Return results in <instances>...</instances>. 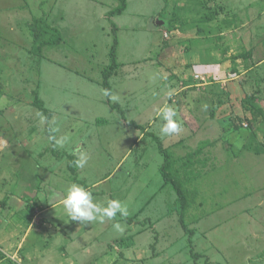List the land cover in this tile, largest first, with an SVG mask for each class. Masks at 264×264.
<instances>
[{
	"label": "rangeland",
	"instance_id": "rangeland-1",
	"mask_svg": "<svg viewBox=\"0 0 264 264\" xmlns=\"http://www.w3.org/2000/svg\"><path fill=\"white\" fill-rule=\"evenodd\" d=\"M120 6L0 0V264H264V0H127L114 15ZM53 40L57 46L36 53ZM115 44L120 68L108 83L119 99L109 101ZM184 54L200 66L184 70ZM214 63L224 64L221 83L188 75ZM173 73L188 75L200 106L182 97L179 81H164ZM166 104L178 113L179 135L160 134ZM50 135L70 142L56 147ZM156 138L193 172L180 173L195 199L186 218L193 235L163 180ZM78 147L89 156L83 169L73 160ZM72 183L101 206L119 199L129 215L71 221L48 195Z\"/></svg>",
	"mask_w": 264,
	"mask_h": 264
},
{
	"label": "clouds",
	"instance_id": "clouds-1",
	"mask_svg": "<svg viewBox=\"0 0 264 264\" xmlns=\"http://www.w3.org/2000/svg\"><path fill=\"white\" fill-rule=\"evenodd\" d=\"M173 91L174 90L168 92L169 97H171ZM104 95L112 101H118L119 99L118 95L113 94L107 89L104 90ZM205 108H207V105H205ZM38 115L42 121L48 119L43 116V114ZM158 116L163 121L160 126V134L162 136H176L184 131L183 125L179 121L178 113L174 107L166 104L159 109ZM55 123V118L49 121L50 131H53L52 125ZM49 140L54 146L64 148L70 142V136L64 135L57 138L56 135H50ZM73 155L77 157L74 161L77 168L83 169L87 166L89 156L85 151L78 147L73 151ZM48 203L52 206L62 204L71 221H78L84 224L92 222L103 224L106 219L113 220L118 214L122 218H126L129 215L127 205L119 199L109 200L107 206H101L95 202V198L88 189L77 183H72L68 186L66 192H58L54 189L51 190L48 195ZM113 228L118 232L124 231L119 222L114 223Z\"/></svg>",
	"mask_w": 264,
	"mask_h": 264
},
{
	"label": "trees",
	"instance_id": "trees-1",
	"mask_svg": "<svg viewBox=\"0 0 264 264\" xmlns=\"http://www.w3.org/2000/svg\"><path fill=\"white\" fill-rule=\"evenodd\" d=\"M127 8V0H121V6L118 7L115 11H114V15H117L119 13H121L122 11H125ZM31 30V33L33 35V38L35 40H38V38L41 37V34H42V30L39 29V27H31L30 28ZM58 40H53V41H43L41 42V44L38 46L37 48V51L36 53L39 54L40 56L43 55V50L45 48H48V47H53V46H57L58 43ZM251 53H247V54H244V55H241V57L245 58V59H248V57H250ZM117 44H115L112 48V52H111V58H112V65L110 66V68H108V70L105 72V83H104V87L111 91V87H110V84L108 83V79H109V76L112 74V72L114 70H118L120 68V63L118 62V58H117ZM250 100V99H249ZM109 101H111L109 99ZM247 102V98L244 99V102ZM250 102V101H249ZM247 102V103H249ZM247 103H244V109L245 110H251L253 112H255L254 108L251 107L250 105H247ZM249 104H252L251 102ZM44 102L41 101V100H37L36 101V106L44 111V112H48L47 110L48 109H45V106H44ZM114 108L116 109H119L118 106L116 104L113 105ZM156 140H158L159 142V145H161V141L159 138H156ZM160 150L162 152V154L164 155L165 157V161H164V164L163 166L161 167V172H162V176H163V180L164 182H166L167 184H172L174 189L176 190L177 194H178V200L176 201L175 203V211H176V214L178 215L179 217V221L183 227V229L186 231V233H189V235H193V231L191 229H189L188 227V224L186 222V218H187V213L188 211L192 208V205L193 203L195 202V199H194V195L192 194H189V192L186 190V186H187V181L186 180H183L182 176H180L181 172H186L187 174L186 175H189V174H193V172H189L187 171L189 169V166L186 167L185 165H177L178 164V161L175 160L174 156H172L168 150L164 149L162 147V145L160 146ZM198 154L199 156V152H197L195 155H192V156H196ZM191 156V155H190ZM260 156V155H259ZM74 158V157H73ZM76 157L73 159L75 160ZM181 169V171L179 172V170ZM72 172L74 174H76V170L75 169H72ZM120 240V239H118ZM118 243H120V241H118ZM190 246L193 247L194 246V242H191L190 243ZM127 248V247H126ZM128 248H131V245L128 246ZM191 253L193 254L194 258H196V260L200 259V255H198L197 253L194 252V250L192 249L191 250ZM195 253V254H194Z\"/></svg>",
	"mask_w": 264,
	"mask_h": 264
},
{
	"label": "crops",
	"instance_id": "crops-1",
	"mask_svg": "<svg viewBox=\"0 0 264 264\" xmlns=\"http://www.w3.org/2000/svg\"><path fill=\"white\" fill-rule=\"evenodd\" d=\"M186 57H183L184 58V62H186L185 64H187L188 63V66L186 65V67H185V69L184 70H187V69H191V68H193L194 66H200V65H197L196 64V62L195 61H193V59L191 58L190 59V57L188 56V55H186V54H184ZM224 64H217V63H214V64H206V65H204L205 66V68L202 70V71H200V72H192L191 74H188L189 76H190V78L192 79V76L193 77H195V75H199V76H201L202 78H206V79H208V82L210 81V79L212 78V79H214L215 81H211L210 83H221L220 81H219V79L216 77V75H218V74H216V70H218L219 68H222V66H223ZM202 66V65H201ZM167 69V72H172V70L170 69V67H169V70H168V67L166 68ZM228 69V68H227ZM173 74H175V73H173ZM187 74H183V73H181V75H180V77L178 76V78H177V80H176V74L174 75V76H172L171 74L170 75H168V77H166L165 78V82H167L168 80H170V79H172V81H174V82H171V80H170V82L171 83H173V84H175V83H177L178 81V83H179V85L180 84H182L183 85V88H184V90H187L186 92L187 93H185L184 95H182V97H184V98H186V99H193V100H196L197 101V98L198 97H195L194 95H192V94H190L188 91V89H186V88H189V86H186V84H187V81H186V78H187V76H188ZM184 82H183V81ZM193 80V79H192ZM190 81V79L188 80V82ZM217 81V82H216ZM214 85V84H213ZM213 90V89H212ZM195 94H198L197 92H195ZM198 100H201V99H198ZM183 102H185V101H183ZM227 104H228V101H227ZM200 106V103H198V101L195 103V106ZM186 106H187V103H186ZM188 107V106H187ZM225 108L226 107H228V105H226V106H224ZM222 108V107H221ZM190 109H188L187 111H189ZM220 110V109H219ZM227 109H225V111H226ZM190 113V112H189ZM212 117H216V112H215V110H213V112H212ZM213 119H215V118H213Z\"/></svg>",
	"mask_w": 264,
	"mask_h": 264
},
{
	"label": "water",
	"instance_id": "water-1",
	"mask_svg": "<svg viewBox=\"0 0 264 264\" xmlns=\"http://www.w3.org/2000/svg\"><path fill=\"white\" fill-rule=\"evenodd\" d=\"M151 28H152V24H151Z\"/></svg>",
	"mask_w": 264,
	"mask_h": 264
},
{
	"label": "built area",
	"instance_id": "built-area-1",
	"mask_svg": "<svg viewBox=\"0 0 264 264\" xmlns=\"http://www.w3.org/2000/svg\"><path fill=\"white\" fill-rule=\"evenodd\" d=\"M199 78V76H197Z\"/></svg>",
	"mask_w": 264,
	"mask_h": 264
}]
</instances>
